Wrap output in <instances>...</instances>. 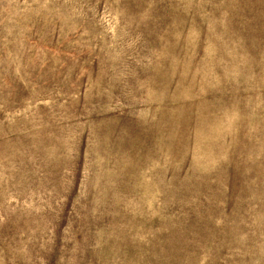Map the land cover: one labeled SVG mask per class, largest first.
<instances>
[{
    "label": "rangeland",
    "instance_id": "1",
    "mask_svg": "<svg viewBox=\"0 0 264 264\" xmlns=\"http://www.w3.org/2000/svg\"><path fill=\"white\" fill-rule=\"evenodd\" d=\"M0 264H264V0H0Z\"/></svg>",
    "mask_w": 264,
    "mask_h": 264
}]
</instances>
